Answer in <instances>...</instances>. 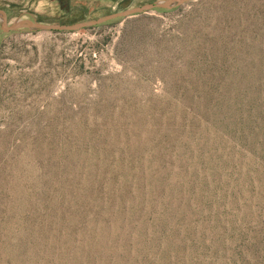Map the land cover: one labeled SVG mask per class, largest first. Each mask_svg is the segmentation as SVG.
<instances>
[{
	"label": "rangeland",
	"instance_id": "obj_1",
	"mask_svg": "<svg viewBox=\"0 0 264 264\" xmlns=\"http://www.w3.org/2000/svg\"><path fill=\"white\" fill-rule=\"evenodd\" d=\"M164 1L0 10L72 25ZM2 25L0 264H264V0Z\"/></svg>",
	"mask_w": 264,
	"mask_h": 264
},
{
	"label": "water",
	"instance_id": "obj_2",
	"mask_svg": "<svg viewBox=\"0 0 264 264\" xmlns=\"http://www.w3.org/2000/svg\"><path fill=\"white\" fill-rule=\"evenodd\" d=\"M195 1V0H167L164 2H157L154 4L145 5L142 7L130 8L124 11L108 15L106 17L100 18L98 20L89 21V22H81L72 25H60V24H44L33 20L22 19L14 22L9 25L8 23V15L5 11L0 10V17H2L3 25L2 29L4 32H16L19 30H40V31H66V32H77L86 28L96 27L100 25L107 24L109 22L118 20V19H126L138 16L140 14H145L151 12L156 9H164L170 10L175 7H178L186 2Z\"/></svg>",
	"mask_w": 264,
	"mask_h": 264
},
{
	"label": "trees",
	"instance_id": "obj_3",
	"mask_svg": "<svg viewBox=\"0 0 264 264\" xmlns=\"http://www.w3.org/2000/svg\"><path fill=\"white\" fill-rule=\"evenodd\" d=\"M112 1H114V2H119L120 0H112Z\"/></svg>",
	"mask_w": 264,
	"mask_h": 264
}]
</instances>
